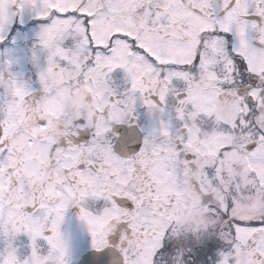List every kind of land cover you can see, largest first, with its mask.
<instances>
[{
  "label": "snow or ice",
  "instance_id": "1",
  "mask_svg": "<svg viewBox=\"0 0 264 264\" xmlns=\"http://www.w3.org/2000/svg\"><path fill=\"white\" fill-rule=\"evenodd\" d=\"M0 264H264V0H0Z\"/></svg>",
  "mask_w": 264,
  "mask_h": 264
}]
</instances>
